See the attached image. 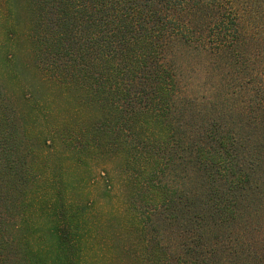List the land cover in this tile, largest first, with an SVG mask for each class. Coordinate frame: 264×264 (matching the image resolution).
Instances as JSON below:
<instances>
[{
  "label": "trees",
  "instance_id": "obj_1",
  "mask_svg": "<svg viewBox=\"0 0 264 264\" xmlns=\"http://www.w3.org/2000/svg\"><path fill=\"white\" fill-rule=\"evenodd\" d=\"M32 2L44 62L86 88L109 125L63 134L56 152L80 168L83 155L117 150L143 182L156 222L136 264H264V226L249 230L251 213L264 208V0ZM181 51L219 73L212 86L222 102L186 98ZM204 101L218 114L201 116ZM32 157L0 91V264H85L89 208L60 201L56 186L26 198Z\"/></svg>",
  "mask_w": 264,
  "mask_h": 264
},
{
  "label": "rangeland",
  "instance_id": "obj_2",
  "mask_svg": "<svg viewBox=\"0 0 264 264\" xmlns=\"http://www.w3.org/2000/svg\"><path fill=\"white\" fill-rule=\"evenodd\" d=\"M8 1L0 0V91L5 109L14 113L33 152L31 164L34 172L28 178L25 196L36 198L37 202L41 192L56 186L60 201L70 199L89 208L95 225L85 233V250L82 248L85 264H136L135 258L141 252L142 244L154 236L152 222H156L152 213L149 214L151 207L142 202L144 191H140L137 185L141 182L140 177L133 167L121 165L117 150L101 149L96 155H83L86 163L80 168L72 167L71 155L56 152L55 142L63 134H74L79 128L92 131L103 125L109 126L105 112L73 77L57 79L54 69L44 62L38 39L43 32L36 25L38 8L34 2ZM184 52L178 53L177 60L184 78L186 98L199 100L205 97L216 103L222 102L212 86L217 81L222 82L219 73L210 68L207 71L204 58L199 63L193 58L184 59L191 56ZM207 60L210 63L211 60ZM190 68L195 69L194 73ZM204 103L199 109L201 116L209 118L218 114L213 106L216 103ZM230 119V127L243 131L244 136L257 145L263 143L258 132L240 130V117L231 116ZM104 138L98 140L110 143L114 140ZM261 155L264 156V150ZM259 176H264V157ZM179 178L175 176V185L183 187ZM259 210L262 211L258 213ZM250 224L249 230L256 224L261 228L264 226V208L251 213ZM96 225L101 227L96 228ZM155 227L160 232L163 230V226ZM27 233L29 235V230Z\"/></svg>",
  "mask_w": 264,
  "mask_h": 264
}]
</instances>
